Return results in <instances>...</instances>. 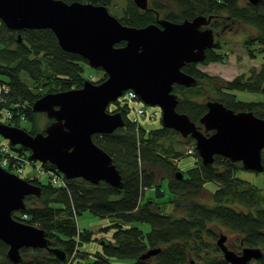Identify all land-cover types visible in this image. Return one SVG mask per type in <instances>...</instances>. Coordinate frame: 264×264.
Instances as JSON below:
<instances>
[{"label":"trees","instance_id":"16d2710c","mask_svg":"<svg viewBox=\"0 0 264 264\" xmlns=\"http://www.w3.org/2000/svg\"><path fill=\"white\" fill-rule=\"evenodd\" d=\"M64 1L92 2L107 8L111 4V0ZM157 13L174 22L198 15L212 16L211 27L217 36L213 49L207 50L202 64L226 62L228 59L229 54L218 39L223 23L240 22L253 27L256 33L247 39L246 44L258 46L249 50L253 57H256V50L264 53V4L256 7L246 0H149V9L141 10L132 0H126L125 9L118 19L133 27H143L156 22ZM86 63L82 56L64 51L50 29L12 30L0 21V83L9 87L8 92H1L0 117L5 118L4 114L12 110L14 119L5 118L6 123L23 128L16 114L20 112L25 120L32 122L31 129L25 130L31 134L44 132L45 127L38 125V115L44 113L34 112L33 103L46 93L82 87L88 80L84 75ZM199 64L187 63L182 67L183 71L197 78L196 86L174 85L179 112L188 114L202 129L200 118L207 111L205 95L212 91L217 95L212 99L223 102L227 107L235 111L249 109L264 117V100L241 101L233 93L242 90L264 96V62L260 70L253 69L248 78L240 75L233 80L210 75L200 70ZM98 70L103 71L101 68ZM22 72L31 79L32 88L21 79ZM106 77L104 72L101 78L92 82L99 83ZM128 102L123 96L115 103V111L120 110L125 120L123 127L112 133L93 135L94 142L112 157L120 171L123 188L113 187L105 181L92 184L82 178L67 179L55 165L43 163L44 171L51 169L65 185L52 183L51 175L38 174L47 176L43 180L36 173L27 180L41 186V195L26 196L25 209L15 212L14 217L43 229L50 247L61 248L67 258L60 261L47 249L24 247L21 249L22 261L16 264H72L79 256L86 259V264H111L110 256L128 259L131 264H228L215 257L213 245L209 242L213 223L240 233L246 246L264 248V188L236 176L237 171L244 169L242 164L216 155L214 164L206 167L194 146L193 153L198 157L195 166L178 177L177 163L184 153L175 145L192 142L193 139L182 138L177 131L163 125L147 133L141 123L134 120L135 116H130L135 108ZM177 136L181 139L176 140ZM18 149L25 155L29 153L28 148L18 146ZM164 179L168 180L171 196L163 203H171L175 214L162 213L156 201V198L165 196L162 190ZM207 181L217 183V188L211 193V204L197 199ZM148 189H154L155 196L146 197ZM56 203L64 205L53 206ZM84 210L97 217L118 219L113 224L112 240H106L102 251L95 254L85 255L79 249L83 240L92 238V231L78 230L76 226L74 212L79 216ZM23 214H27V218H23ZM121 222L148 223L151 228L144 232L137 225L125 226ZM157 247L161 248L159 253L141 258L149 249ZM7 251L8 245L0 240V264H15L9 260ZM74 251L76 254L73 256ZM87 256L94 262L88 261ZM257 264H264V255Z\"/></svg>","mask_w":264,"mask_h":264},{"label":"water","instance_id":"95a60500","mask_svg":"<svg viewBox=\"0 0 264 264\" xmlns=\"http://www.w3.org/2000/svg\"><path fill=\"white\" fill-rule=\"evenodd\" d=\"M141 10L149 9V0H132ZM253 6L264 0H246ZM212 16L198 15L174 22L160 18L143 27L122 23L105 5L64 0H0V21L12 30L50 29L60 47L82 56L94 69L107 77L82 87L50 92L38 98L32 110L53 119L44 132L31 134L24 128L0 122V135L11 146L30 151L29 159L50 162L65 178H82L92 184L101 181L123 188L120 171L112 157L94 140V134L112 133L125 125L120 111L108 106L127 90H134L147 105L159 106L164 127L191 137L204 166L214 164L215 156L241 162L245 170L264 171V118L253 111H238L215 99L206 101L207 111L200 118L203 129L188 114L177 110L175 84L196 86L198 80L183 71L187 63H201L207 50L213 49L216 34L209 25ZM19 41L21 36L18 35ZM124 42L123 45L116 44ZM181 177L182 172L178 171ZM41 186L8 172L0 166V240L8 245L7 256L13 263L22 261L21 249L44 248L60 260L67 254L50 247L47 233L17 220L14 213L26 207L28 195H41ZM222 234L217 245L231 264H247L259 259V248L245 246L240 253L230 250ZM161 248H152L146 259Z\"/></svg>","mask_w":264,"mask_h":264},{"label":"rangeland","instance_id":"374dc122","mask_svg":"<svg viewBox=\"0 0 264 264\" xmlns=\"http://www.w3.org/2000/svg\"><path fill=\"white\" fill-rule=\"evenodd\" d=\"M126 6V0H111V4L108 8L109 12L116 16L117 18L121 16ZM162 18V14H160ZM212 22V21H211ZM211 26V24H210ZM220 34L218 39L220 43L223 45L228 52V59L226 62H210L202 64V62L198 65V68L210 75L220 76L226 80H233L237 76H244L248 78L252 70L255 69L260 70L261 64L264 62V53H258L257 50L255 51L256 57L251 55L250 49H253L258 46L248 45L246 44L247 39L256 33V30L249 26L245 25L240 22H230V23H223L221 28L219 29ZM215 32V31H214ZM216 34V33H215ZM217 36V34H216ZM84 75L87 77L89 81H96L103 76L104 71H100L98 69H94L89 66V64L84 65ZM21 79L28 83L30 87H33L32 81L29 76L25 73H21ZM207 95H205L206 101L212 98H217V95L212 91H207ZM235 93L237 100L241 101H261L264 100V96L261 93L257 92H250V91H233ZM129 105L131 107H141L145 108L146 112L144 115L138 116V122L141 123L143 129L146 130L148 133L152 129H157L162 126L161 122V115L162 111L159 106H150L139 100H128ZM111 103L108 107L111 112H115V108L117 105ZM120 111V110H118ZM129 111V110H128ZM121 112V111H120ZM264 112V108H263ZM130 116H136V111L134 109L131 110L129 113ZM6 119L0 117V122L6 123ZM49 120L47 115L40 114L38 115V125L40 128L46 127ZM23 128H27L28 130L31 129L32 122L30 120H23L20 124ZM200 126V125H199ZM203 129V127H202ZM181 136V135H180ZM2 137V135H0ZM182 137V136H181ZM3 138V137H2ZM184 138V137H182ZM179 136L176 137V140H180ZM3 141L10 145L8 139H4ZM18 146V145H16ZM195 146V141L193 139L192 142H186L182 144L175 145V147L184 153V155L178 160V171L187 172L191 168H193L198 160V157L193 153V147ZM36 175L34 168L32 165H25L24 167V174L22 175L25 179L33 178ZM41 179H47L46 175H36ZM236 176L242 178L248 182H250L253 186H257L259 188H264V173H255L249 170L241 169L237 171ZM217 183L214 181H207L205 182L204 188L197 196V199L201 202H205L207 204L212 203V195L211 193L215 191ZM162 190L165 192L164 197L156 198V201L159 203L160 211L162 213L167 214H175L174 207L171 203H163L164 201L168 200L171 196V191L168 185V180L164 179L162 184ZM145 196H155L154 189H148L145 191ZM63 203H56L53 206L63 207ZM118 219L114 217H97L91 211L84 210L82 213L76 217V226L78 230H85L88 229L92 231V238L90 240H83L82 243L79 245V249L82 254H95L97 252L102 251V247L106 240H112L113 231H114V223ZM125 226H139L144 232H148L150 230V224L148 223H123ZM213 225V224H212ZM210 226L215 232H220L218 224L214 226ZM221 233L226 234L229 236L228 243H233L236 241V235L232 230L226 228ZM75 238H78L75 236ZM88 261L94 262L90 257H86ZM109 262L111 264H131V261L128 259H122L114 256L109 257ZM72 264H86V259L84 257H77L75 258ZM250 264H255V262H251Z\"/></svg>","mask_w":264,"mask_h":264},{"label":"built area","instance_id":"2783aa9c","mask_svg":"<svg viewBox=\"0 0 264 264\" xmlns=\"http://www.w3.org/2000/svg\"><path fill=\"white\" fill-rule=\"evenodd\" d=\"M8 92L9 87L5 83H0V97L1 92ZM126 98L131 100H138L139 96L134 90H127L126 91ZM17 105H13L12 107H16ZM136 116L144 115L146 110L145 108L135 107ZM18 115V122L24 120V114L20 112L16 113ZM14 111L10 110L4 114V117L10 120L14 119ZM137 122V117L134 119ZM26 153V152H25ZM33 163H38L37 165H33ZM25 165H32L34 168L35 173L37 174H46L47 176L51 175L52 183H59L60 185H65L61 177L54 173L51 169L44 171L45 169L42 168L43 163L34 162L29 159V153L26 155L21 153V150L18 148L12 147L11 145H7L3 138L0 137V166L6 169L9 172L15 173L19 176L24 174V167ZM61 174V173H60ZM62 175V174H61ZM75 217H77L76 213L74 212ZM23 218H27V214H23ZM76 254V251L73 252V256Z\"/></svg>","mask_w":264,"mask_h":264},{"label":"flooded vegetation","instance_id":"af4514ba","mask_svg":"<svg viewBox=\"0 0 264 264\" xmlns=\"http://www.w3.org/2000/svg\"><path fill=\"white\" fill-rule=\"evenodd\" d=\"M210 25V24H209ZM176 85V84H175ZM126 92V91H125ZM124 92V93H125ZM110 105H112V104H110ZM109 105V106H110ZM109 111H110V109H108ZM252 111V110H249V109H245V110H241V111ZM236 112H238V111H236ZM257 115V114H256ZM261 117V116H260ZM264 118V117H263ZM50 119V118H49ZM53 120V119H52ZM51 120V121H52ZM50 121V122H51ZM49 122V123H50ZM48 123V124H49ZM47 124V125H48ZM201 124V123H200ZM46 125V126H47ZM199 125V124H198ZM200 127V126H199ZM223 157V156H222ZM224 158H226V157H224ZM228 159V158H227ZM230 160V159H229ZM231 161V160H230ZM241 163V162H240ZM242 164V163H241ZM243 166V165H242ZM252 172H254V171H252ZM256 173V172H255ZM260 173H264V171L263 172H260ZM259 174V173H258ZM216 224H218V223H213V225L212 226H214V225H216ZM218 226H220L219 227V229H220V232H215V231H213L212 229H211V237H207L208 239H209V242L213 245V252H214V255H215V257L216 258H221V259H224L225 260V258H224V255H223V252L221 251V249L219 248V246L217 245V240L220 238V236L222 235V234H224V233H221L223 230H225L227 227L226 226H223L222 224H218ZM229 229V228H228ZM230 230V229H229ZM235 233V235H236V241H234L233 243H231V242H229L228 243V240H229V236H227L226 234H224V235H226L227 236V239H226V241H225V245L230 249V250H233V251H235L236 253H240L241 251H242V249L246 246V245H244V242H243V240H242V237H241V234L240 233H237V232H234ZM248 247H253V246H248ZM255 248H259L261 251H262V256L264 255V248L263 247H260V246H257V247H255ZM218 249V250H217ZM262 256L260 257V258H262ZM259 258V259H260ZM259 259H252L250 262H248L247 264H250L251 262H255V264H257V261L259 260ZM226 261V260H225ZM227 262V261H226ZM228 264H231V263H229V262H227Z\"/></svg>","mask_w":264,"mask_h":264}]
</instances>
